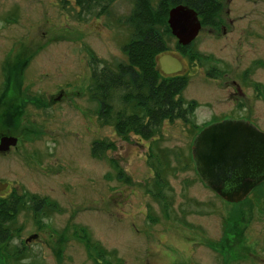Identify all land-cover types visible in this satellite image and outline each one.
<instances>
[{
	"label": "rangeland",
	"instance_id": "obj_1",
	"mask_svg": "<svg viewBox=\"0 0 264 264\" xmlns=\"http://www.w3.org/2000/svg\"><path fill=\"white\" fill-rule=\"evenodd\" d=\"M221 6L220 29L202 25L193 54L158 28L168 51L157 64L166 53L181 60L170 77L186 76L181 97L197 107L190 123L165 121L145 139L104 123L91 92L94 59L118 73L129 64L134 0L93 14L76 0H0V137L18 139L0 153V197L29 196L0 241V264H264V187L226 202L192 157L211 123L242 119L264 131V0ZM113 94L112 117L133 113ZM96 142L110 145L100 157Z\"/></svg>",
	"mask_w": 264,
	"mask_h": 264
},
{
	"label": "trees",
	"instance_id": "obj_2",
	"mask_svg": "<svg viewBox=\"0 0 264 264\" xmlns=\"http://www.w3.org/2000/svg\"><path fill=\"white\" fill-rule=\"evenodd\" d=\"M111 1L76 0V3L82 13L93 14L98 7L100 13L107 11ZM134 2L133 13L127 20L134 29L133 38L124 46L129 64L122 66L118 73L109 68L99 69L97 67L99 60L94 59V63H91L94 80L91 92L93 91V99L100 103V119L106 124L114 119L113 124L121 137L128 138V134L133 133L151 139L165 121L182 120L190 123V117L194 115L197 107L195 102L186 104L181 97L188 84L186 76L166 77L159 70L156 59L160 54L167 52L168 48L158 28L162 26L165 33L171 35L168 25L170 10L178 5H187L198 13L202 25L220 29L218 18L222 6L221 0H165V6L160 4L157 8L152 6L151 0ZM179 47L184 53L192 50L190 46L179 44ZM120 91L123 92L122 101L129 102L135 110L131 114L122 111L112 117V106L109 101L116 97L113 92ZM108 146L110 145L106 142H96L92 149L93 156L100 157ZM27 197H29L27 194L24 196L21 194L20 197L15 195L9 198L0 197L1 242L11 238L10 220L17 214L21 201ZM30 202L35 210L42 206V202L36 198H30ZM234 215L237 216L238 212Z\"/></svg>",
	"mask_w": 264,
	"mask_h": 264
},
{
	"label": "water",
	"instance_id": "obj_3",
	"mask_svg": "<svg viewBox=\"0 0 264 264\" xmlns=\"http://www.w3.org/2000/svg\"><path fill=\"white\" fill-rule=\"evenodd\" d=\"M168 25L182 46H190L202 29L198 13L187 5L170 10ZM158 67L170 77L180 73L183 64L178 57L166 53L158 58ZM17 143L18 139L11 135L1 137L0 153L9 152ZM192 157L205 186L226 202L241 203L264 182V131L242 119L212 123L197 135ZM6 186L0 183V190Z\"/></svg>",
	"mask_w": 264,
	"mask_h": 264
},
{
	"label": "flooded vegetation",
	"instance_id": "obj_4",
	"mask_svg": "<svg viewBox=\"0 0 264 264\" xmlns=\"http://www.w3.org/2000/svg\"><path fill=\"white\" fill-rule=\"evenodd\" d=\"M255 125V124H254ZM258 127V126H257ZM259 128V127H258ZM204 129V128H203ZM260 129V128H259ZM261 131H263L262 129H260ZM7 134H4L3 136H6ZM3 136H1V137H3ZM0 137V138H1ZM264 187V182H262L260 185H258V186H256L252 191H251V193L249 194V196L247 197V199H249L250 197H252V196H254V195H256L257 194V191L261 188V187ZM261 191H264L263 189L261 190ZM221 198V197H220ZM243 202H245V201H243ZM242 203V202H241ZM231 204H236V203H231ZM239 204V203H238ZM246 232L244 231V233H243V239L244 240H249V238L247 239V237H246V234H245Z\"/></svg>",
	"mask_w": 264,
	"mask_h": 264
}]
</instances>
